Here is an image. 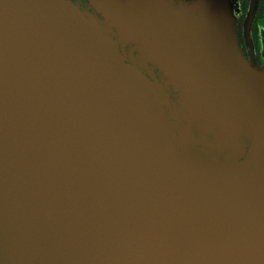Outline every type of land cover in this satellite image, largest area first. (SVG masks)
Returning a JSON list of instances; mask_svg holds the SVG:
<instances>
[{"label":"water","instance_id":"water-1","mask_svg":"<svg viewBox=\"0 0 264 264\" xmlns=\"http://www.w3.org/2000/svg\"><path fill=\"white\" fill-rule=\"evenodd\" d=\"M86 3L0 0V264H264L238 0Z\"/></svg>","mask_w":264,"mask_h":264},{"label":"flooded vegetation","instance_id":"flooded-vegetation-1","mask_svg":"<svg viewBox=\"0 0 264 264\" xmlns=\"http://www.w3.org/2000/svg\"><path fill=\"white\" fill-rule=\"evenodd\" d=\"M78 7L81 11H88L86 0H66ZM249 0H238L239 13L236 22V35L238 45L250 63H256L257 66H264V0H259L258 11L252 23L250 30V40L246 42L242 35V26L247 11ZM263 3V4H262ZM262 8V10H261Z\"/></svg>","mask_w":264,"mask_h":264},{"label":"rangeland","instance_id":"rangeland-1","mask_svg":"<svg viewBox=\"0 0 264 264\" xmlns=\"http://www.w3.org/2000/svg\"><path fill=\"white\" fill-rule=\"evenodd\" d=\"M263 4V3H262ZM264 9V8H263ZM261 10H262V8H261Z\"/></svg>","mask_w":264,"mask_h":264}]
</instances>
